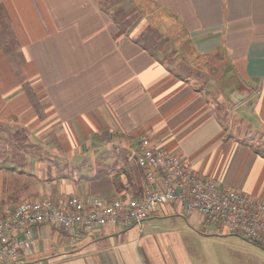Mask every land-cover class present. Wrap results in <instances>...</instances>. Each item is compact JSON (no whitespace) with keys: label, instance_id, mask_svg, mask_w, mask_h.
<instances>
[{"label":"crops","instance_id":"1","mask_svg":"<svg viewBox=\"0 0 264 264\" xmlns=\"http://www.w3.org/2000/svg\"><path fill=\"white\" fill-rule=\"evenodd\" d=\"M147 1L164 36L149 39L160 54L145 40L148 17L129 31L104 0H0L9 30L0 31V127L42 147L22 151L15 178L1 177L0 190L13 192L0 194V208L29 197L113 201L126 188L139 196L148 186L136 162L144 137L264 202V0ZM35 240L6 264H227L226 254L264 264V243L173 204L142 228L73 238L47 222Z\"/></svg>","mask_w":264,"mask_h":264},{"label":"built area","instance_id":"2","mask_svg":"<svg viewBox=\"0 0 264 264\" xmlns=\"http://www.w3.org/2000/svg\"><path fill=\"white\" fill-rule=\"evenodd\" d=\"M136 162L147 188L141 195L125 192L113 201L94 196L25 200L14 209L0 208V264L16 262L35 244V230L50 223L73 238L106 226L142 228L159 205L173 204L185 214L199 213L227 234L264 243V202L240 191L223 188L199 175L190 164L149 138L140 143Z\"/></svg>","mask_w":264,"mask_h":264},{"label":"rangeland","instance_id":"3","mask_svg":"<svg viewBox=\"0 0 264 264\" xmlns=\"http://www.w3.org/2000/svg\"><path fill=\"white\" fill-rule=\"evenodd\" d=\"M106 2V5L112 9V11H117L120 9V15H117L119 20H123L125 25H127L126 28L129 29V31H132L134 29V27L136 26V24L140 23L141 21H143L145 17H148V20L151 22L149 27H146V34H145V40L147 42V45H149L151 48H153V50L158 53L160 51V53L164 50V46H160L159 47H155L154 43H150L149 39L150 38H157L158 40H160V37L162 36L161 33L158 30L157 26H154V24L152 22H154V18H153V10L152 7L150 6V3L146 0V4L144 3V1L139 2L138 0H104ZM140 5H138V3ZM125 7V10L123 9ZM139 9V10H138ZM124 10V12H126L124 15H121V11ZM139 12V15L136 13ZM128 16V17H126ZM126 17V18H125ZM150 17V18H149ZM152 26V27H151ZM8 26L7 24H1L0 25V31H1V35H8L9 34V30L7 29ZM154 29V30H153ZM162 38H164V36H162ZM2 43L1 39H0V44ZM156 43V42H155ZM158 53V54H160ZM173 55V53H172ZM172 55H171V59H172ZM201 82V81H200ZM17 135V136H15ZM25 132L24 131H19L18 133H13V129H8L4 126L0 127V179L1 177L3 178H9L8 175H6L7 173L11 176H14L13 172L10 170H16V172H20V169L22 168L20 165L23 163L22 161H24L23 157H21V153H23L25 150L28 151V155L29 154H34L37 153L38 155L42 154L41 150L42 147L39 144H33L31 143L29 140L26 141V139L24 138ZM30 144L32 145L31 149H30ZM260 147H262L260 145ZM262 150H264V147L262 148ZM23 151V152H22ZM36 156V155H35ZM31 159V156H28ZM6 167H9V169H7ZM36 178V176H33ZM10 178H15L14 177H10ZM24 178L25 177H21ZM20 179V178H19ZM126 179V178H125ZM6 186V185H5ZM126 186L128 187V182L126 180V185H123V189L126 188ZM127 192H131V189L126 188ZM13 191L8 190L6 188H3V191L0 190V194L3 193L4 194H10ZM16 194V193H14ZM12 197V195H11ZM16 198V195L14 196ZM32 197L27 198L28 200H31ZM7 200L5 202H10L12 199L8 198L7 196ZM25 201V200H24ZM21 203V202H20ZM224 262H227V264H233L234 263V257L232 254H230V257L228 256V254L225 255L224 257ZM236 263V261H235Z\"/></svg>","mask_w":264,"mask_h":264},{"label":"trees","instance_id":"4","mask_svg":"<svg viewBox=\"0 0 264 264\" xmlns=\"http://www.w3.org/2000/svg\"><path fill=\"white\" fill-rule=\"evenodd\" d=\"M7 169H9V167H6Z\"/></svg>","mask_w":264,"mask_h":264}]
</instances>
